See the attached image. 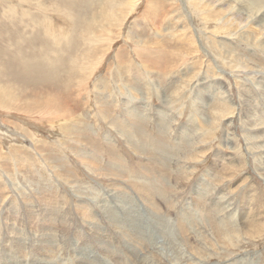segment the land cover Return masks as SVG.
<instances>
[{"label": "rangeland", "instance_id": "obj_1", "mask_svg": "<svg viewBox=\"0 0 264 264\" xmlns=\"http://www.w3.org/2000/svg\"><path fill=\"white\" fill-rule=\"evenodd\" d=\"M63 263L264 264V0H0V264Z\"/></svg>", "mask_w": 264, "mask_h": 264}, {"label": "bare ground", "instance_id": "obj_2", "mask_svg": "<svg viewBox=\"0 0 264 264\" xmlns=\"http://www.w3.org/2000/svg\"><path fill=\"white\" fill-rule=\"evenodd\" d=\"M48 1H50V0H48ZM47 57H48V56H47ZM42 66H43V65H42ZM132 181H133V180H132ZM112 190H113V189H112ZM116 191H117V190H116ZM114 192H115V191H114ZM152 193H153V192H152ZM150 195H151V193H150ZM129 197H130V196H129ZM131 197H132V196H131ZM139 198H140V197H139ZM147 198H148V196H147ZM130 199H131V198H130ZM133 199H134V198H133ZM133 199H132V200H133ZM107 200H108V199H107ZM123 200H124V199H123ZM123 200H122V203H123V202H126V201H123ZM125 200H126V199H125ZM127 200H128V198H127ZM135 200H136V199H135ZM133 201H134V200H133ZM119 202H120V201H119ZM136 202H137V200H136ZM136 202H134V203L137 205L138 203H136ZM139 202H141V201H139ZM107 203H108V202H107ZM120 203H121V202H120ZM127 203H130V202L127 201ZM123 205H124V204H123ZM126 205H127V204L124 205V208H125ZM107 206H108V204H107ZM107 206H106V207H107ZM120 206H121V204H120ZM132 206H134V205H132ZM132 206H131V207H132ZM139 206H140V205H139ZM128 207H129V206H128ZM104 208H105V207H104ZM125 210H126V209H125ZM107 212H109V211H107ZM120 212H121V211H120ZM109 214H110V213H109ZM122 214H123V213H122ZM131 214H132V211H131ZM143 214H144V213H143ZM106 215H107V213H106ZM128 215H129V214H128ZM132 215H134V214H132ZM107 216H108V215H107ZM110 216H111V215H110ZM130 216H131V215H130ZM130 216H129V218H127V224H128V225L130 224V227H132V228L135 229V230H138V231H141V232H142V231H146V232L148 233V227L145 226L146 229H143L142 227H143L144 225H141V223L138 222V221H136V220H135V221L131 220V219H130ZM139 216H142V214L139 215ZM10 217H11V216H10ZM134 217H135V216H134ZM132 219H133V218H132ZM134 219H136V218H134ZM146 219H147V218H146ZM82 221H83V220H82ZM108 221H109V220H108ZM118 221H119V219H118ZM146 221H147V220H146ZM154 221H155V220H154ZM98 223H99V222H98ZM158 223H159V221H158ZM115 224H116V223H115ZM142 224H143V223H142ZM148 224H149V223H148ZM141 226H142V227H141ZM148 226H149V225H148ZM118 228H119V227H118ZM179 230H180V229H179ZM115 234H117V233H115ZM138 235H139V234H138ZM115 236H116V235H115ZM120 236H121V235H120ZM111 239H112V238H111ZM113 239H114V238H113ZM181 239H182V238H181ZM139 241H140V240H139ZM139 241H138V242H139ZM143 241H145V240H143ZM220 241H221V240H220ZM124 242H125V241H124ZM127 242H128V241H127ZM127 242H126V243H127ZM129 243H131V242H129ZM136 243H137V242H136ZM137 244H138V243H137ZM148 244H149V243H148ZM148 244H147V245H148ZM128 245H129V244H128ZM131 245H132V244H131ZM134 245H135V243H134ZM138 245H140V244H138ZM147 245H146V248H147ZM149 245H150V244H149ZM149 245H148V246H149ZM124 246H125V245H124ZM140 246H141V245H140ZM144 246H145V245H144ZM150 247H151V245H150ZM138 248H140V247H138ZM143 248H144V247H143ZM146 248H145V249H146ZM148 248H149V247H148ZM148 248H147V249H148ZM152 248H153V247H152ZM151 250H152V249H151ZM131 251H132V250H131ZM140 252H142V251L140 250ZM153 253H154V252H153ZM154 254H155V253H154ZM143 257H145V256H143ZM143 257H142V258H143ZM146 257H148V256H146ZM150 257H151V256H150ZM153 257H155V256H153ZM136 258H137V256H136ZM144 259H145V258H144ZM148 259H149V258H148ZM150 260H152V259H150ZM142 261H143V259H142ZM77 262H78V261H77ZM143 262H144V261H143ZM149 262H150V261H149ZM72 263H73V262H72ZM63 264H64V263H63Z\"/></svg>", "mask_w": 264, "mask_h": 264}]
</instances>
